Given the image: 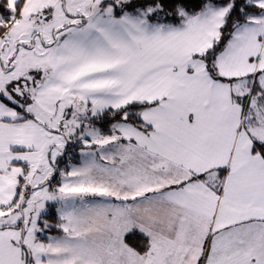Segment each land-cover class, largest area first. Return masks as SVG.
<instances>
[{"label":"snow or ice","instance_id":"1","mask_svg":"<svg viewBox=\"0 0 264 264\" xmlns=\"http://www.w3.org/2000/svg\"><path fill=\"white\" fill-rule=\"evenodd\" d=\"M0 264H264V0H0Z\"/></svg>","mask_w":264,"mask_h":264}]
</instances>
